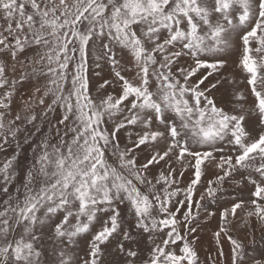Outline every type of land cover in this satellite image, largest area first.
<instances>
[{"label":"snow or ice","instance_id":"obj_1","mask_svg":"<svg viewBox=\"0 0 264 264\" xmlns=\"http://www.w3.org/2000/svg\"><path fill=\"white\" fill-rule=\"evenodd\" d=\"M0 153V264H264V0H0Z\"/></svg>","mask_w":264,"mask_h":264},{"label":"rangeland","instance_id":"obj_2","mask_svg":"<svg viewBox=\"0 0 264 264\" xmlns=\"http://www.w3.org/2000/svg\"><path fill=\"white\" fill-rule=\"evenodd\" d=\"M45 126V130H46ZM23 137V134H21V138ZM36 141L34 140L33 143ZM29 150V146H24V151L27 152ZM3 155H7V153H0V157ZM241 216H243V213H241ZM253 227L256 229L255 235L257 243L255 245H248L249 255L255 256L258 255L262 250H264V241L260 240V228L258 225H253ZM217 229L216 220L213 219L208 224L202 226V230L200 231V240L197 242L198 251L200 253L201 260H204L208 254H214L215 252V245L214 240L212 237L213 231ZM248 231L246 226L241 225L236 232H234V235H239L240 238L245 239V242L247 244V237L245 233ZM224 250L225 252L228 251V244L227 241L224 242Z\"/></svg>","mask_w":264,"mask_h":264}]
</instances>
